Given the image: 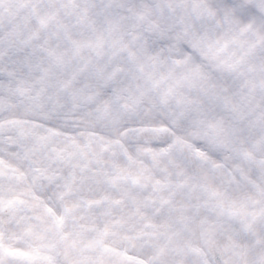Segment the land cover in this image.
Masks as SVG:
<instances>
[{
    "label": "snow or ice",
    "instance_id": "snow-or-ice-1",
    "mask_svg": "<svg viewBox=\"0 0 264 264\" xmlns=\"http://www.w3.org/2000/svg\"><path fill=\"white\" fill-rule=\"evenodd\" d=\"M0 264H264V0H0Z\"/></svg>",
    "mask_w": 264,
    "mask_h": 264
}]
</instances>
